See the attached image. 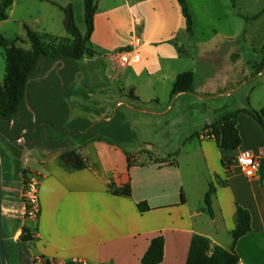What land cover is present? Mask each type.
Wrapping results in <instances>:
<instances>
[{
  "label": "crops",
  "instance_id": "obj_1",
  "mask_svg": "<svg viewBox=\"0 0 264 264\" xmlns=\"http://www.w3.org/2000/svg\"><path fill=\"white\" fill-rule=\"evenodd\" d=\"M38 2L34 24L41 32L31 30L53 39L69 38L63 10L71 7L78 31L85 34L84 0ZM16 4L17 0L8 19L1 21L0 26L12 20ZM27 17L17 23L27 25L32 15ZM55 20L64 30L62 36L52 32ZM183 30H186V22L177 0H96L89 46L94 54L93 49L99 53L128 49L138 52L140 63L127 68L132 69L136 79H142L144 86L152 88L159 78L172 79L173 76L170 78L163 73L160 63L179 58V43L171 44L168 39L174 41ZM126 33L128 40L123 38ZM0 35L3 34L0 32ZM136 40L138 45H134ZM185 72L189 71L182 73ZM180 74H176L174 82ZM237 83L233 80L226 82V88L198 92L195 97L198 103L211 109L204 115V128L222 115L224 108H215L216 100L226 102L233 93L229 88ZM124 86L132 96L118 98L123 100L119 102L126 105V99L136 101L134 107L139 109H128V112H136L138 116L156 115L140 105L143 102L158 103L155 94L144 96L138 90V84L131 82ZM183 94L189 95L178 93L174 98ZM109 99L112 97L104 98ZM237 129L242 143L235 151L220 150L213 139L199 134L193 147L184 149L185 142L175 152H165L168 158H149L145 164L136 159L142 151L154 156L149 151L127 149L132 145L95 137L87 144L73 146L87 164L80 171L68 172L60 166L57 159L60 153L41 159L26 155L25 168L39 180L38 215L36 220L25 219L18 192L11 188L8 192L3 191V201L7 199L17 212L15 219L10 221L19 224L10 234L12 242H17L13 240L17 232L21 234L25 230L24 235L29 241L20 245L26 249L24 253L28 260L44 258L65 264H142L151 241L161 236L164 246L160 264H186L190 242L195 235L207 238L211 246L231 247L235 211L239 206L250 214L251 231L235 243L238 264H264V131L246 113L238 115ZM243 154L259 160L254 179H247L235 163V157ZM224 157L233 158L229 173L221 165ZM211 184L216 188L211 197L212 216L204 204ZM126 187L130 190L129 197L119 194ZM142 202L147 203L149 211L141 213L138 210L137 205Z\"/></svg>",
  "mask_w": 264,
  "mask_h": 264
},
{
  "label": "rangeland",
  "instance_id": "obj_2",
  "mask_svg": "<svg viewBox=\"0 0 264 264\" xmlns=\"http://www.w3.org/2000/svg\"><path fill=\"white\" fill-rule=\"evenodd\" d=\"M186 1L192 18V34L183 30L174 41L168 39L171 44L179 43L181 53H178L180 56L177 60H165L160 63L163 73L166 72L170 78L173 76L171 80L159 78L157 82H153L152 88L144 86L142 79L134 77L131 68H121L116 64L115 55L118 50L99 53L93 49L94 56H84L80 61H43L32 78L36 80H33L35 83L29 90V102L33 110L30 109L26 97V106L33 116V122H36V119L43 122L52 121L61 130L70 132L90 122L92 124L104 121L106 117H111L116 103L123 101L118 98L132 96L124 85L128 82L138 84V90L144 96L155 94L159 99L158 103L140 104L143 108H148L147 112L156 115L138 116L136 112H128V109H139L134 107L136 101L126 99V105H121L117 110L119 116L116 122L128 125L135 135V142L131 143V147L127 146V149L140 148L154 155L142 151L136 162L139 160L140 164H145L149 158L165 159V152L171 154L185 142L184 149L197 143L198 135L204 130V115L211 111L195 98L203 89H223L226 88V82L235 80L238 83L229 88V91L233 90L230 98L226 102L216 100L215 108L223 107L222 114L238 110L264 109V0H236L235 3L231 0ZM38 5V0H17L12 20L0 26V32L3 34L1 36L12 42L15 48L30 49L23 23H17L18 20H24L31 14L32 20L26 24L30 29L41 32L34 24L39 11ZM52 26L53 34L62 36L64 30L61 24L55 20ZM125 37L128 40L127 33L123 38ZM52 42L53 38L48 36L47 45L50 46ZM5 68L3 50L0 47V87L4 84ZM184 71L193 75L192 92L176 99L175 96L171 98L174 78L176 74ZM45 75L47 76L44 77ZM51 96L54 99L49 101ZM105 97L112 99L104 100ZM41 127L32 137L27 139L28 135L21 144L16 143L18 147L0 140V154L1 151L4 154V157L1 156L3 191L14 189L19 194L20 202L22 174H32L23 164L25 156L41 159L62 152L58 148L48 147L50 129L44 125ZM16 129L18 130V127ZM54 138L69 144L64 135H56ZM74 142L77 145V141ZM18 153L19 166L14 158ZM15 215V206L9 205L7 199H4V241L6 246L12 244L11 250L6 251V256L12 260L18 250L10 235L19 226L18 223L10 222L15 219ZM23 217L28 219L25 215ZM20 244L18 240V246L22 247ZM23 252H26L25 248Z\"/></svg>",
  "mask_w": 264,
  "mask_h": 264
},
{
  "label": "trees",
  "instance_id": "obj_3",
  "mask_svg": "<svg viewBox=\"0 0 264 264\" xmlns=\"http://www.w3.org/2000/svg\"><path fill=\"white\" fill-rule=\"evenodd\" d=\"M15 0H0V22L8 19L9 11ZM43 1V0H40ZM235 3L236 0H231ZM183 18L186 22V31L188 34H192V18L188 9L186 0H177ZM96 11V0H84V18L86 32L84 35L80 34L78 28L75 25L74 17L71 7H67L64 12V27L69 34L67 39H53L52 44L49 46L46 43L47 35L38 34L31 30L27 25H24L26 40L30 43V49L24 50L21 48H15L12 42L4 39L0 35V47L3 50V57L5 61V77L4 84L0 87V116L14 120V126L11 130L13 137L19 136L24 130L30 129L35 123L42 120L36 119L33 122V116L27 109L25 92L26 84L29 79L35 77V73L38 71L43 61H56L58 59L80 61L84 56H93L89 46V40L93 32L94 14ZM35 82H31L28 86L27 100L30 109L33 108L29 102V90ZM193 85V75L191 72H185L176 78L171 98L178 93H191ZM69 87V86H67ZM66 87V88H67ZM54 99L53 96L48 98ZM51 103V102H50ZM240 113H246L252 117L258 125L264 131V109L259 111L255 110H238L234 112H228L220 115V117L205 126L202 134L206 131L207 138L213 139L217 148L224 151H235L242 143L241 137L237 129V118ZM66 111L64 114V120ZM118 111L115 113L114 118L110 122L100 121L96 123L91 130L86 134L83 133L88 130L91 125L87 123L84 127L70 132L61 130L54 122L50 121L54 128L44 125L49 128V145L52 149L58 148L62 152L58 155V163L68 172L80 171L87 167L86 162L82 156L78 153L77 149H74V141H77L78 145H84L92 140L95 136L98 140H105L116 144H131L134 143L136 138L134 133L130 130L125 123L118 124L117 117ZM110 116L106 117V119ZM43 126V125H42ZM18 127V130L16 129ZM40 128L38 127L28 137H32ZM63 131V132H60ZM56 135H64L69 140V144L66 141L55 139ZM0 140L9 142L10 145L18 147L16 143L11 141L6 135V122L0 121ZM61 142V144H59ZM1 156L4 157L1 151ZM17 166H19L20 154L15 157ZM233 163V158L224 157L221 159V165L226 173L230 172V168ZM27 173L23 172L22 176L26 177ZM224 184V183H220ZM216 188L214 185H210V189L207 192L204 204L205 210L210 216L211 213V197L215 194ZM119 194L125 197L130 196L129 187ZM183 201V199H182ZM138 210L141 213L150 210L146 202L139 203L137 205ZM235 228L231 232L232 245L229 249H224L219 246H211L210 241L202 236L195 235L191 239L189 251L187 255L186 264H238L239 259L234 251L236 241L248 234L251 231L250 227V214L247 210L236 206L235 211ZM19 237V242L26 243L29 241L28 237L24 235ZM18 243V241H17ZM11 243L8 246L5 245V252L10 249ZM18 246V245H17ZM163 246L164 240L161 236L154 238L150 246L143 256L142 264H160L163 260ZM23 252V248L19 250Z\"/></svg>",
  "mask_w": 264,
  "mask_h": 264
},
{
  "label": "built area",
  "instance_id": "obj_4",
  "mask_svg": "<svg viewBox=\"0 0 264 264\" xmlns=\"http://www.w3.org/2000/svg\"><path fill=\"white\" fill-rule=\"evenodd\" d=\"M139 41L136 40L134 45H138ZM115 60L118 65L122 68L131 67L140 63V55L138 52L132 49L120 51L115 55ZM207 132H204L206 136ZM235 163L240 168L241 172L247 179H254L259 170V160L257 157L252 155H239L235 158ZM38 178L32 174L22 177L21 185V199L24 205V215L30 220H36L38 215ZM19 232L13 236L14 241H18ZM30 264H65V263H56L49 259L44 258H31ZM85 264V263H82Z\"/></svg>",
  "mask_w": 264,
  "mask_h": 264
},
{
  "label": "water",
  "instance_id": "obj_5",
  "mask_svg": "<svg viewBox=\"0 0 264 264\" xmlns=\"http://www.w3.org/2000/svg\"><path fill=\"white\" fill-rule=\"evenodd\" d=\"M46 76L47 75H45L44 77H46ZM33 80H36V79H29L27 81L26 88L29 85V83ZM26 97H27V90L25 93V99H26ZM121 104H123V103L119 102L115 105V108H114V111H113L111 117L104 120V122H110L114 118L115 113L117 112V110ZM0 121L6 122V135H7V137L11 141H13L14 143H18V144H21L28 135L33 133L38 127H40L42 125L46 124L49 127L54 128L52 123L42 121V122L35 123L30 129L24 130L19 136L12 137L11 136V128L13 126V120L0 116ZM98 122H100V121H96V122L92 123L87 131H85L83 133L78 132V134H86ZM60 132H63V131H60ZM2 205H3V175H2V162H1V154H0V264H7V259H6V255H5V249H4V217H3Z\"/></svg>",
  "mask_w": 264,
  "mask_h": 264
},
{
  "label": "flooded vegetation",
  "instance_id": "obj_6",
  "mask_svg": "<svg viewBox=\"0 0 264 264\" xmlns=\"http://www.w3.org/2000/svg\"><path fill=\"white\" fill-rule=\"evenodd\" d=\"M15 245L17 246L18 243L16 242ZM4 249H5V241H4ZM17 249L18 250L15 254L14 260L6 256L7 264H30V260H28L27 257L24 254H21V252L19 251L20 250L19 246H17ZM5 255H6V252H5Z\"/></svg>",
  "mask_w": 264,
  "mask_h": 264
}]
</instances>
